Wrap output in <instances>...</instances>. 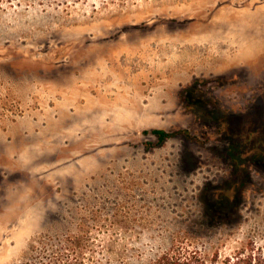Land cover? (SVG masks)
Wrapping results in <instances>:
<instances>
[{"label": "rangeland", "instance_id": "obj_1", "mask_svg": "<svg viewBox=\"0 0 264 264\" xmlns=\"http://www.w3.org/2000/svg\"><path fill=\"white\" fill-rule=\"evenodd\" d=\"M163 254L264 264V0L3 4L0 264Z\"/></svg>", "mask_w": 264, "mask_h": 264}, {"label": "trees", "instance_id": "obj_2", "mask_svg": "<svg viewBox=\"0 0 264 264\" xmlns=\"http://www.w3.org/2000/svg\"><path fill=\"white\" fill-rule=\"evenodd\" d=\"M16 0H0V7L3 4H11L15 2ZM143 134H150L155 139L156 142L154 146H161L164 142H166L168 139L174 138L178 135H185L188 137L187 132L183 131H166L163 129H153L150 131H144ZM149 145H152L151 143H148ZM222 197L220 199H216V202L214 204H210L207 206L211 213H213L215 216H218L223 211V202L224 200ZM153 264H203L200 257H198L196 254H163L160 256L157 260L154 261Z\"/></svg>", "mask_w": 264, "mask_h": 264}]
</instances>
